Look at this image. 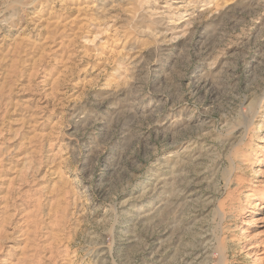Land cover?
Instances as JSON below:
<instances>
[{
  "label": "rangeland",
  "instance_id": "rangeland-1",
  "mask_svg": "<svg viewBox=\"0 0 264 264\" xmlns=\"http://www.w3.org/2000/svg\"><path fill=\"white\" fill-rule=\"evenodd\" d=\"M256 190L264 0H0V264H264Z\"/></svg>",
  "mask_w": 264,
  "mask_h": 264
},
{
  "label": "bare ground",
  "instance_id": "bare-ground-1",
  "mask_svg": "<svg viewBox=\"0 0 264 264\" xmlns=\"http://www.w3.org/2000/svg\"><path fill=\"white\" fill-rule=\"evenodd\" d=\"M186 184V183H185ZM155 190V189H154ZM153 192V191H152ZM255 193H254V195L252 196V203L254 202L255 203V201H259V200H261V199H264V191H261V190H259V191H254ZM187 193V192H186ZM255 207H261L260 209H263L264 208V206L263 205H261L260 206V204L259 203H255V205H254V207L253 208H255ZM258 209V208H257ZM201 238H203V237H201ZM208 238V237H207ZM200 240V241H199ZM198 241H197V244H199L198 246H194L195 247V249H199L198 250V252H192V256H197V263L198 264H209V262L212 260V255H213V253H215L216 252V250L218 249L217 247H215V244L213 243V244H209V242H208V244L207 243H205V242H203L201 239H199ZM203 240H205V239H203ZM207 241H209V240H207ZM211 241V240H210ZM213 242V241H212ZM196 243V242H195ZM203 243H205V245L203 244ZM162 247V246H161ZM184 253V252H183ZM187 254H185V256L183 257H181V258H179V264H187V260H186V258H187V256H186ZM191 255V254H190ZM180 257V256H179ZM192 258V257H191ZM178 261V260H177ZM190 263V262H189ZM195 264V263H194Z\"/></svg>",
  "mask_w": 264,
  "mask_h": 264
}]
</instances>
